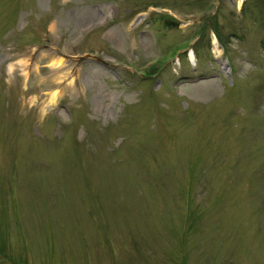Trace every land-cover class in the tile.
<instances>
[{"label":"rangeland","instance_id":"obj_1","mask_svg":"<svg viewBox=\"0 0 264 264\" xmlns=\"http://www.w3.org/2000/svg\"><path fill=\"white\" fill-rule=\"evenodd\" d=\"M0 264H264V0H0Z\"/></svg>","mask_w":264,"mask_h":264},{"label":"bare ground","instance_id":"obj_2","mask_svg":"<svg viewBox=\"0 0 264 264\" xmlns=\"http://www.w3.org/2000/svg\"><path fill=\"white\" fill-rule=\"evenodd\" d=\"M60 59H61V58H60ZM68 59H70V58H68ZM70 60L73 61L74 59H70ZM64 63H65L64 60H60V61L58 60V61L55 62V64L58 65V66H62ZM55 97H56V93L53 94L52 99H55Z\"/></svg>","mask_w":264,"mask_h":264}]
</instances>
